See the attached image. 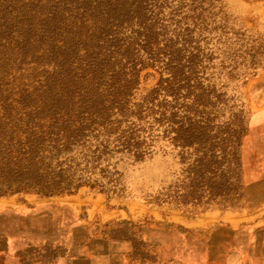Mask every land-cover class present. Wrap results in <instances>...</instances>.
<instances>
[{
    "label": "rangeland",
    "instance_id": "rangeland-1",
    "mask_svg": "<svg viewBox=\"0 0 264 264\" xmlns=\"http://www.w3.org/2000/svg\"><path fill=\"white\" fill-rule=\"evenodd\" d=\"M81 17L116 57L94 83L109 117L44 163L76 193L0 197L5 254L18 235L21 264H50L36 242L105 234L140 264H264V0H0V115L33 109L52 25ZM190 128L219 138L168 140Z\"/></svg>",
    "mask_w": 264,
    "mask_h": 264
},
{
    "label": "trees",
    "instance_id": "trees-1",
    "mask_svg": "<svg viewBox=\"0 0 264 264\" xmlns=\"http://www.w3.org/2000/svg\"><path fill=\"white\" fill-rule=\"evenodd\" d=\"M47 21L49 18L44 23ZM78 21L77 28L81 30L69 32L62 40L54 37L56 26L52 25L54 31H49L51 42L41 51L51 65L47 77L49 82L33 109H24L23 113L5 111L0 115V139L3 145L0 149V197L18 193L40 197L72 195L85 184L78 183L71 189L72 179L64 177L56 169L44 167L49 155L57 156L70 150L77 139L91 128V124L96 125L102 118L106 122L109 117V108H101L106 104V95L94 83L103 68L116 57L115 54H108V49L100 45L102 32L99 33L98 28L90 30L86 26L88 19L81 17ZM34 29L31 24L25 26L21 31L24 34L22 44L29 43L26 38ZM73 93H77L76 97ZM76 104L78 108L74 107ZM167 136L173 146L187 150L194 147L195 141L207 142L219 138L196 128L173 137L168 133ZM127 152L136 161L143 158L138 151L127 149ZM212 153H202L203 158Z\"/></svg>",
    "mask_w": 264,
    "mask_h": 264
},
{
    "label": "crops",
    "instance_id": "crops-1",
    "mask_svg": "<svg viewBox=\"0 0 264 264\" xmlns=\"http://www.w3.org/2000/svg\"><path fill=\"white\" fill-rule=\"evenodd\" d=\"M4 203L0 200V216L3 214ZM5 226L0 219V264H4L5 259L10 264H21L20 255H17V246H19V236L7 237V254H5L2 243L5 238ZM48 245L39 241L35 243V247L46 252V248L51 247L58 250L52 257L50 264H137L136 260L140 258L134 255V249L129 240H113L101 235H88L86 237H63L58 236L54 240L48 241ZM49 250V249H48ZM6 255V257H5ZM6 261V262H7Z\"/></svg>",
    "mask_w": 264,
    "mask_h": 264
}]
</instances>
